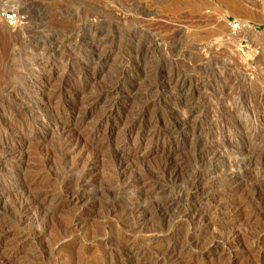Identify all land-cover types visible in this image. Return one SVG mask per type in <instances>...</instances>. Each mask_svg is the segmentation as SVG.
Segmentation results:
<instances>
[{"label":"bare ground","instance_id":"bare-ground-1","mask_svg":"<svg viewBox=\"0 0 264 264\" xmlns=\"http://www.w3.org/2000/svg\"><path fill=\"white\" fill-rule=\"evenodd\" d=\"M110 7L104 9L114 14ZM100 13L96 10L86 16L78 14L75 24L71 23L73 15L59 16L57 20L72 25L56 33H48L43 23L36 24L31 14L24 17L22 25L29 37L28 40L21 37L17 52L15 44L11 59L24 54L28 61L4 63L0 68L2 79H6L0 85V107L3 108L0 115V204L12 195L18 197L12 209L18 216L17 226L24 225L35 212L53 219L62 212L66 215V210L72 211L66 227L78 225L88 215L90 207L103 199V195L106 197L105 192L107 195L112 192L97 186L100 168L110 166L106 184L116 185L115 198L128 197L124 202L111 201L105 206L108 215L121 208L120 223L125 231L119 239L123 243L121 251L108 264H191L188 258V262L182 259L189 250L200 251L199 256L210 262L215 261L214 253L219 250L226 252L224 255L230 259L235 258V249L245 250V240L242 242V236L237 238V234L226 233L225 227L246 208L251 209L253 218H259L264 212V56L260 58L263 63H257L260 68L257 79L251 80L241 73L236 81L226 80L227 83L221 85L217 71L224 63H208L210 57H203L193 42V39H211L217 35L216 31L194 37L179 29L171 31L168 51L178 56L175 62L180 56H187V72L151 63L154 61L151 54L158 49L153 31L138 28L126 38L133 47L125 59L116 57L115 67L110 68L113 76L111 71L107 73L112 79L105 80L102 87L94 90L101 76L99 67L103 64L97 61L110 44L115 43L106 32L110 25L108 14ZM47 40L57 44L53 48L55 55L66 45H81L82 54L96 53L98 59L97 63H92V78L84 79L83 71L75 76L73 70L77 62L70 63L71 59L62 53L60 56L65 63H39L44 52H39L38 48L42 44L44 49ZM261 47L264 50V44ZM194 57L198 60L193 61ZM146 60L150 63H144ZM231 66V63L225 65L229 71ZM58 71L59 75L55 76ZM6 72L19 76L18 85L14 80H7L3 74ZM134 74L137 79H133ZM54 77L57 86L51 84ZM160 100L171 104L155 110ZM208 113L209 132H206L202 122ZM48 133L59 137V157L64 161V173L59 182L52 174H45V170L49 173L57 155L49 150L44 153L38 147ZM186 139L190 143L188 154L194 157L193 166L183 156ZM153 142L162 144L160 164L154 168L143 162L138 164L148 153V148L142 151V145L149 147ZM128 144L132 145V152ZM32 145L37 147V153H27ZM1 209L0 264H40L47 253L30 259L24 253L21 255L30 241L28 231L14 232L15 225L10 226L13 221ZM170 216L178 219V232L166 229L163 223L145 238L146 251L127 248L147 221H162ZM182 228L187 231L185 238L180 237Z\"/></svg>","mask_w":264,"mask_h":264},{"label":"rangeland","instance_id":"rangeland-1","mask_svg":"<svg viewBox=\"0 0 264 264\" xmlns=\"http://www.w3.org/2000/svg\"><path fill=\"white\" fill-rule=\"evenodd\" d=\"M133 4L136 6V9ZM110 6H112L114 14H111L110 12H108L107 11L108 8L104 9V7L111 8ZM96 10L100 11L101 15L108 14L107 19L111 27L109 25L108 30H106V32L109 33L107 34L111 38L115 39L116 44L115 43L113 45L110 44L111 47L108 48L105 53H103L102 55L103 57L101 58V60L97 61L98 63H103L102 67H99L100 70L102 69L100 78H102L104 75L105 76H104V79L102 78L103 82L100 81L102 79L99 78L100 82L99 81L97 82L96 88L95 86H93L94 90H97L100 87H102L104 85L105 80L107 79L109 80L110 78L112 79L110 75L113 76L112 74L114 72H112L111 71L112 69L110 68L113 66L115 67V63H117L116 57H121L125 59L127 52L129 51V49L133 47L131 46L132 43L126 38L129 37L133 29L136 30L138 28L139 29L145 28L147 30L150 29L149 31L151 32L153 31L152 32L153 40L158 45L157 46L158 49L156 50V52L154 51V53L151 54V57H153V60H154L151 63H156V64L162 63L166 67L168 66L170 69L178 68L180 71H187L188 69L187 63L189 62L187 61L188 59L187 56H180L179 60L181 61L178 60L175 62L174 59H177L178 56H176V54L172 53L170 50L168 51L169 46L167 47V42L169 38L171 37V35H169L171 31L173 29H179L181 31H184L185 32L184 34H186L189 37H194L195 35H199V33H202V32L212 33L216 31L217 35L215 37H212L211 39H204L201 41H197L196 39H193V42H195L196 46L199 47L198 49L200 50V53L202 54L203 57L205 56L207 59L210 57L211 60L208 59V63H224L223 64L224 66H222L223 68L220 67L217 71L218 72L217 76L219 77V78L217 77V80L219 79V82L221 85L226 84L227 83L226 80L229 81L230 79H233V80H235V78L237 79L239 77L238 74L240 75L241 73L246 74L248 78L251 80L257 79L256 77L258 75V72L260 71V68L258 67L257 63H260V62L263 63V61H260L262 60L260 58L261 57L263 58L264 50L262 49V47L260 49V46L264 44L263 43L264 41V0H0V68L1 66L3 67L4 63H14V62L15 63L17 62L26 63L28 61L27 60L28 58L24 54L23 56L22 54L20 55L22 57L18 56L17 58L11 59V54H12L15 44L16 46L14 50L19 51L18 46L20 44L19 40H21V37L23 36L27 37V40L29 37V34L26 31H24V25H22V23L24 22V17H27L28 15L31 14L30 16H32L33 21L36 24L43 23L45 24V28H47L46 31L48 33H56V31H64L70 28L72 24H75V20L77 16L79 15L86 16V14L88 13L90 14L91 12L96 11ZM5 12H14L16 15H18L20 19L15 26L6 24V22L4 21L2 17V13H5ZM66 15H71V16L73 15L72 21L74 22L71 21L72 24L70 22L63 23L57 20L59 16L61 17V16H66ZM52 20L54 21L53 23H51ZM202 21L204 22L203 24L201 23ZM21 31L22 33H20ZM127 32H130V33H127ZM144 37L148 38L149 36L145 35ZM50 43L51 41L49 42V40H47L45 44L46 47L44 46L45 47L44 49L42 48L43 46L42 44H41L42 49L40 47L38 48L39 52L40 50L44 52L42 61L39 63L46 62V63H56L59 65V63H65L64 59L61 58L62 56H64L65 58L69 57L71 59L70 63L77 62L73 70V73L75 74V76H77V74L85 73L84 79L92 78V76L94 75V72L92 70V67H93L92 63H97L96 60L98 59L96 53L94 52L87 53L86 51L85 53L82 54L81 45H79V47H74V46L68 47L66 45V46H61L60 47L61 52L55 55L53 51H56V49H53V48L57 44H53V43L50 44ZM134 44H137V42H135ZM258 45L259 47H257ZM22 53H25V52H22ZM61 53H62V56H60ZM77 55L79 56V58L77 57ZM76 57H77V60H76ZM192 60L196 61L198 60V58L194 57L192 58ZM85 63H88L89 66L85 65ZM144 63H150V61L146 60L144 61ZM225 63L226 64L231 63L232 66L230 68L231 69L230 71L226 69ZM82 67L85 69H83ZM208 67L209 65H207V71H209ZM109 71H111V73L108 76L107 73H109ZM59 73L60 71L56 72L55 76H58ZM195 73L196 72H194L193 74ZM229 73L233 74V76L230 75ZM3 74L4 76H6L7 80H11V81L14 80L16 84L18 85L17 80L19 76L16 75V73L13 74L12 72H6ZM137 78H138L137 74H134L133 79H137ZM4 81L6 82V79H2L1 71H0V85ZM207 83L209 84V80ZM51 84L53 86L54 85L57 86L55 77L52 80ZM206 86L208 87V85ZM167 104H171V102L165 103L164 100H160L156 103V105L154 106V109L161 110V108H163ZM135 106H137V104ZM2 112H3V108L0 107V115H2ZM152 114H155L154 111ZM208 122H209V113L205 116L202 122L203 127L206 129L205 130L206 132H209L208 131L209 126L207 124ZM263 127H264V124H263ZM56 135L57 134H52V133H48L44 135L40 142L41 145H39L38 147L39 149L43 150L44 153L49 150L51 153H55V156L57 155L54 158L55 159L54 161L56 163L54 162L51 169L49 170V173L48 171L45 170V174L46 175L52 174L53 178L56 179V182H59L63 176L62 173H64V164H63L64 161L62 162V160L59 157L60 156L59 146H58L59 137L58 135L57 136ZM187 141L188 140L186 139L185 147L187 149L184 150L183 156L184 157L186 156L185 160L188 162L190 166H193L194 157L192 156V154H188L190 151L189 150L190 143H188L189 141L188 142ZM113 143H115L114 139H113ZM130 144H128V148H129V151L132 152L133 147ZM146 145L147 144L145 143L142 145V151L145 148H148V153L144 155L143 160H138L137 162L138 164L143 162L148 167L154 168L160 164V153L162 150V144L160 142L159 143L153 142L151 143L149 147H146ZM36 148L37 147L32 145L30 146L29 149L25 147V150L27 149V153L28 152L37 153ZM110 169H111L110 166H104V167L102 166V168H100V171L98 172L99 173V183L97 186H99V189L101 190H105L106 188L105 191H107V189H110L109 191L110 192L112 191V192L109 195H107V193L105 192V195L107 198L103 195V199L101 198V200H99L100 202L97 201L95 205H93L94 207L93 206L90 207L88 215L82 218L81 221L79 222L80 224L78 225H72V226L66 227L72 215L71 213L72 211L66 210L68 211V212L65 211L66 215L63 214L62 212L59 215L57 214L58 217H56L57 215L55 216V218L53 216V219L50 218L49 216L46 217L47 215H44V214L42 215L43 216L42 217L40 216L42 213L39 214L35 212V215H32L33 218L32 217L29 218L30 221L27 220L25 223H23L24 225L21 224L22 226H17L18 216L16 215L17 213H14L13 207H14V200L16 203L18 197L16 195H12V198L9 197L8 200L0 204L1 205L0 208L2 207L1 210L3 211L5 216L10 221H13L12 224H10V226H13V224L15 225L13 226L15 228L12 229L14 232H17V230L18 231L24 230L25 232L28 231L27 233L30 236V241L28 243L27 248H25V250L22 252L21 255H23L24 253V256L29 257L30 259L36 256H41L43 255L42 253H47V255L45 256V258L42 259V262L40 264H46V263L47 264H60V263L61 264H76V262L77 264H94L93 262L97 260L98 261L95 264H105V263L108 264V261L110 263L112 262V260L114 261L117 258L118 253L122 249L123 243L120 240H121V235H123L125 231L123 232V227L120 223L121 222L120 220L121 219L120 218L121 208L118 207L117 211H115L116 213L113 212L112 213L113 216H112V214L108 215L107 213H105L107 212L105 206L107 204L112 203L113 201L120 202V203L124 202L128 196L126 197L122 195L119 198L114 197L117 192L116 185L113 186L112 183H111L112 186H110V183L106 184V182H108L107 181L108 174H110L111 172ZM183 180L185 181L186 177ZM54 185L57 186L56 183ZM113 193L114 195H112ZM104 202L106 203L104 204ZM7 205H9L10 209ZM243 213H241L239 217L237 216L234 217L232 221L227 225V227H225V229L228 231L226 233H229L231 236L232 235L234 236L235 234H237L235 235V237L237 238H240L242 236L240 240L241 241L243 240L242 242H244L245 240L244 242L245 248L243 249H245L246 251L242 250V248H237L235 249L236 257L235 258L231 257L230 259L229 258L230 256L224 255L226 252L223 253L222 250H219L218 252L214 253L216 254L215 261L210 262V261L205 260L202 256H199L200 251L194 250L195 251L194 252L193 250H189V251H185V253L183 254L184 256L182 255L183 257L182 259L187 262L190 260L191 264H194V263L195 264H201V263L202 264H209V263L210 264H231V263L232 264L234 263L235 264H256L258 262H263L264 264V216H263L264 212L261 214L259 218L257 217L253 218L250 208H246L243 211ZM9 214L12 216V218L11 216H9ZM13 216H16V217H13ZM35 217H36V221H35ZM166 218H164L162 221H158L154 219L147 221L146 225H144V227L142 228L143 230L141 229L138 232L136 238H134L132 242L128 244L127 248L133 251H141V250L146 251L148 246H147V242H145V238H147L155 229H157L163 223L166 229H170L171 231L178 232L179 230L176 228L178 219L174 216H170ZM171 220L173 221L174 224H172ZM36 227L38 228L36 229ZM63 227L65 230L63 229ZM72 227L74 229H72ZM182 229L183 231L182 230L180 231L181 232L180 237L183 238L184 236L185 238L187 236V231L185 230V228H182ZM67 230H68V233H67ZM35 231L36 232L38 231V232L35 233ZM143 231L145 232L143 233ZM113 234H117V235H113ZM138 235H141V236H138ZM58 236H60L61 238ZM115 239H117L118 241ZM253 240L255 241V243L253 242ZM143 241L145 244L143 243ZM250 241L252 242V244L250 243ZM2 250L3 248H0V253ZM48 250L49 252H47ZM190 251L191 253H189ZM31 255L32 257H30ZM53 255H55L56 257ZM254 259L257 260L258 262L255 261Z\"/></svg>","mask_w":264,"mask_h":264},{"label":"built area","instance_id":"built-area-1","mask_svg":"<svg viewBox=\"0 0 264 264\" xmlns=\"http://www.w3.org/2000/svg\"><path fill=\"white\" fill-rule=\"evenodd\" d=\"M2 17L6 24L15 26L17 24L18 15H16L14 12H5L2 13Z\"/></svg>","mask_w":264,"mask_h":264}]
</instances>
